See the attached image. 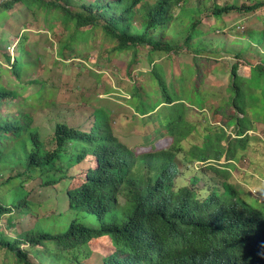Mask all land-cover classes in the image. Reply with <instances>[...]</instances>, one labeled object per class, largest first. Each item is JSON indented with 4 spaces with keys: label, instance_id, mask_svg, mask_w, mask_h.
Here are the masks:
<instances>
[{
    "label": "trees",
    "instance_id": "obj_1",
    "mask_svg": "<svg viewBox=\"0 0 264 264\" xmlns=\"http://www.w3.org/2000/svg\"><path fill=\"white\" fill-rule=\"evenodd\" d=\"M4 1L3 6L25 1L28 5L27 0ZM187 2L107 0L82 4L76 12L57 3L42 4L60 10L53 19H61L67 30L74 28L78 33L84 28H101L107 38L116 42L119 52L147 47L150 52L169 54L181 52L184 46L203 49L193 44L202 33L198 26L199 9L191 8L192 12L186 13V7H182L175 15L176 7ZM233 11H259L264 17V2L216 5L208 15L220 18ZM183 14L186 16L182 17ZM172 32L175 36L166 38ZM249 37L261 44L262 56L250 62L249 76L239 74L237 63L232 65L228 96L222 104L223 108L231 105L243 114L230 116L236 143L230 141L225 149L219 146L222 141L218 139L222 150L212 144L195 146L183 155L187 167L192 168L196 161L220 160L224 154L228 161L235 158L240 147L245 149L248 131L254 129L250 114L264 117V30L249 33ZM20 58L13 63L17 74L21 73ZM154 76L161 101L154 102L151 109L155 111L157 104H165L162 121L168 120L170 125L162 126L173 135L186 136V103L189 100L202 106L205 97L196 89L192 93L185 89L181 98L174 84L172 89L167 87L163 72L155 71ZM42 95L43 91H39L32 98L39 101ZM13 96L17 92L7 91L0 84V106L3 99ZM141 106L149 109L145 102ZM30 109L35 106L23 105L14 117L0 114V175L18 170L2 184L6 193L4 199L0 197V216L11 214L13 209L20 214L33 209L27 199L26 183L41 179L45 187H54L66 182L70 168L82 164L87 157L94 156L97 163L95 169H89L80 187L66 192L68 208L64 213L69 218L65 232H56L53 227L62 225L49 218V231L42 226L43 229L26 234V242L35 254L38 246L45 245L44 250L49 252L53 245L61 255L84 247L91 240L108 238L114 252L103 259V264H264V212L243 200L228 180L218 183L221 188L213 187L207 195L199 188L200 176L185 181L188 170L180 168L179 140L174 139L169 149L138 154L114 135L107 115L99 111L88 132L57 124L53 144L46 147L33 127ZM7 192L15 193L11 200ZM6 197L10 203L5 201ZM8 221L12 226L13 218ZM0 249L13 253L19 264H36L21 250L20 241L1 232ZM56 253L53 256L60 264L63 256L58 258Z\"/></svg>",
    "mask_w": 264,
    "mask_h": 264
},
{
    "label": "rangeland",
    "instance_id": "obj_2",
    "mask_svg": "<svg viewBox=\"0 0 264 264\" xmlns=\"http://www.w3.org/2000/svg\"><path fill=\"white\" fill-rule=\"evenodd\" d=\"M38 1L27 0L28 5L26 1L11 2L8 6H3L5 1L0 3V84L7 91L17 92V96L3 99L0 106L3 117L16 116L25 104L34 105L35 109H30L33 127L39 131L46 147H51L57 124L88 132L96 122V113L104 112L114 135L138 154L169 149L174 139L179 140L178 146L182 149L178 154L179 166L188 170L183 178L188 182L191 177L200 176L198 185L203 195L213 187L221 188L218 183L228 180L243 200L264 212V117L255 118L250 114L254 129L248 131L245 149L240 147L230 161L224 154L220 160L196 161L191 168L184 164L183 156L195 146L218 147V139L222 141L219 146L225 149L230 141L236 143L235 125L230 123V116L243 114L231 105L222 106L228 96L231 67L237 63L239 74L249 76L250 62L262 56L261 44L249 37V33L264 30V17L259 11H233L220 18L208 13L211 14L216 5L264 0H188L178 5L175 15L182 7H186V13H191V8L199 9L198 26L202 33L193 44L203 49L197 51L194 45L184 46L181 52L169 54L150 52L147 47L119 52L115 49L116 42L107 38L101 28H84L78 33L74 28L67 30L61 19H53L60 10L42 4L57 3L76 12L82 4L107 0ZM172 36H175L173 32L166 38ZM17 57H21L19 74L13 67ZM155 71L165 74L167 87L172 89L174 84L181 98L185 89L189 93L196 89L205 97L202 106L189 100L186 103L189 107L184 124L186 136L173 135L163 127L170 125V121H162L165 104H157L155 111L151 109L154 102L161 101ZM39 91H43V95L36 101L32 97ZM142 102L147 103L149 109L145 110ZM96 166L95 157L89 156L82 164L70 168L66 182L54 187H45L41 179L26 183L27 199L33 209L26 214L13 209L11 214L0 216V232L20 241L21 250L36 264H56L53 255L59 250L57 247L51 245L48 252L44 250L45 245L38 246V254H35L25 236L43 229L42 226L49 231V218L51 222L61 223L62 226L53 229L64 233L69 218L68 213H64L68 208L66 192L80 187L89 169ZM17 172L0 175L1 198L4 199L6 193L1 189L2 184ZM7 194L11 200L15 193ZM5 201L10 203L7 197ZM8 207H12L11 204ZM10 217L12 226L8 221ZM113 252L110 240L100 238L69 253H58V258L63 256L60 264H103V259ZM0 264L19 263L13 253L0 249Z\"/></svg>",
    "mask_w": 264,
    "mask_h": 264
},
{
    "label": "built area",
    "instance_id": "obj_3",
    "mask_svg": "<svg viewBox=\"0 0 264 264\" xmlns=\"http://www.w3.org/2000/svg\"><path fill=\"white\" fill-rule=\"evenodd\" d=\"M0 3H2V1L0 0Z\"/></svg>",
    "mask_w": 264,
    "mask_h": 264
}]
</instances>
